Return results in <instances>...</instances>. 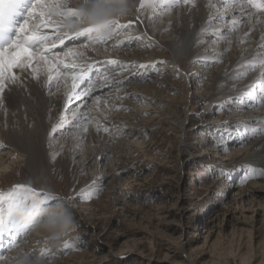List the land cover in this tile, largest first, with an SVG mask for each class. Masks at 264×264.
Instances as JSON below:
<instances>
[{
    "label": "rangeland",
    "instance_id": "374dc122",
    "mask_svg": "<svg viewBox=\"0 0 264 264\" xmlns=\"http://www.w3.org/2000/svg\"><path fill=\"white\" fill-rule=\"evenodd\" d=\"M122 18L129 27L123 29L118 38L106 44L93 45L103 50L96 52L95 56H104L105 59L116 57L126 63L121 57L124 55L131 65L134 63L133 66L155 64V67L143 76L133 77L134 82H125L122 90L112 91L119 95L108 93L118 97L126 94L122 95L123 99H117L122 101L116 106L119 108L111 111L103 100L99 105L95 104L102 107L104 113L95 109L94 117L91 112L95 118L91 122L95 127H92L96 129L99 121L102 127L110 129V133L99 131L102 137L100 144L91 146L93 161L97 160L96 167L78 169L82 166V155L88 152L83 144L77 149L72 164L52 167L45 161L33 173L19 154L10 160L0 161V197H6L15 185L24 184L41 194L47 192L52 197L64 198L59 207L49 209L42 217L40 210H36L34 219L38 221L37 227L26 237L35 235L32 246L39 249L36 250V264H264V177H259L260 170L264 169V146L252 150L251 144L260 140V134L252 132L247 138L248 131H242L244 136L239 131L241 122H252L250 115L246 116V110L257 112L264 106L259 104L255 107L257 111H251L246 108L247 103L238 102L250 92L259 97L257 81L260 78L256 75L260 67L249 69L246 75L235 73L234 77L242 78H238L240 83L245 78L254 80L245 95L238 99L233 98L235 96L230 99L219 97L228 93L230 82L238 79H227L224 68L229 67L228 58L224 55L219 58L217 50L213 56L220 60V64L214 60L211 66H205L208 57L205 58L203 46L208 45L212 49V43L199 45L204 50H201L202 61L185 60L182 68L181 64L178 66L172 61V54L164 48L168 37L160 39L161 45L149 37L134 39L128 32L141 36L143 32L136 31L131 14ZM82 41L83 38L79 43L71 44L74 51L84 45L91 46ZM121 41L124 43L118 48L112 46L109 52L106 50ZM114 51L126 53L118 56ZM144 51L152 55L133 58ZM207 53L212 54L213 51ZM259 57L264 56L250 53V59L254 61ZM160 61L165 63H157ZM235 69L240 72L241 68ZM139 71L144 72L143 69ZM215 76L223 77L227 83L216 87L213 85ZM155 83L159 91L152 89L148 94L141 88ZM237 89L231 88V93ZM146 96L157 102L147 105L142 102ZM219 98H226L222 107H217ZM155 105L159 112L155 111ZM169 111L172 113L166 114ZM171 115L175 119H171ZM200 118L208 124L231 123V127L198 130ZM180 123L188 124L185 132L179 133L175 129ZM114 130H120L122 134L111 136L116 134ZM128 134L133 135L126 137ZM203 135L204 141L213 145L206 151L201 144L203 138H199ZM243 137L247 140L240 143ZM104 140L108 142V160L103 159L99 149ZM240 150L247 152L242 156L236 155L235 151ZM258 151L261 155L256 157L254 153ZM252 169H255L256 178L249 175ZM2 174H8L4 181ZM98 175L106 176V179L101 183L100 179H95ZM93 182L103 187L99 195L89 192ZM81 196L84 198L80 199ZM66 206L71 211L64 212ZM53 213L56 216L50 218ZM65 216L68 217L66 221ZM56 235L59 238H54ZM26 239L21 238L18 247ZM69 241H72L70 246L64 248L63 245ZM41 251L45 252L44 257L39 256Z\"/></svg>",
    "mask_w": 264,
    "mask_h": 264
},
{
    "label": "snow or ice",
    "instance_id": "6c2138e0",
    "mask_svg": "<svg viewBox=\"0 0 264 264\" xmlns=\"http://www.w3.org/2000/svg\"><path fill=\"white\" fill-rule=\"evenodd\" d=\"M197 2L198 0H0V109L4 108L6 94L10 98L15 89L26 90V81H38L43 76L46 84L55 88V94L59 95L63 91L64 100L63 109L57 114V121L48 133V147L51 148L58 139L57 134L87 133L88 124L95 118L85 106L89 103L99 105L102 99L105 103L123 99L108 93L114 89L122 90L121 86L125 82L130 83L133 77L143 76L155 64L133 66L117 59L90 63L85 59L84 53L74 51L71 44L66 45V40L75 42L83 38L87 44H106L109 40L118 38L122 35V30L129 27L128 24L121 23V18L134 11L140 13L141 10L151 9L153 16L160 19L175 8L188 7L191 12L197 7ZM205 6L214 11L210 12L205 26L200 28L197 45L205 42L202 37L208 33L216 43L227 42L231 46L235 39L231 34L243 24L249 25V32L244 34L245 38L251 39L250 32L254 30L255 23L264 21V0H207ZM137 19H140L139 15ZM52 25L56 28L54 34L45 31ZM209 27L214 31L209 33ZM260 41L259 47L264 49V35H261ZM123 43L121 41L119 45H114V49ZM58 45L63 47L54 51ZM218 55L223 56V53ZM257 55L260 56V53ZM65 57L80 59H73L68 63L65 62ZM219 62L220 60L215 61ZM101 63L103 67L99 66ZM204 63L205 66H211L208 61ZM257 64L262 69L259 100L260 106H264V58L249 62L250 70H255ZM104 89L108 91L102 92ZM247 99L255 101L257 95L250 92ZM238 102L246 101L241 98ZM69 104L76 105L70 112ZM82 108L85 110L81 111ZM101 130L110 133L108 127H102L97 121L95 131ZM256 131L252 129L253 133ZM77 138L82 143L86 137L80 135ZM109 158L107 155L103 157L104 160ZM249 175L256 178L255 169ZM259 177H264V169L260 170ZM99 179L103 181L105 178L101 176ZM101 191L103 187L95 182L89 187L92 194L99 195ZM63 201V197H52L47 192L41 194L24 184L15 185L14 190L6 197H0V261L7 260L11 264H24L26 261L27 264H36V253L26 254L24 261H18L16 257L7 256L6 253L18 247L21 238L26 239L37 227L38 221L34 219L37 209L42 217L43 213L59 207ZM69 211L70 207L66 206L64 212ZM55 216L53 213L50 218ZM67 219L65 216L64 220ZM54 238H59V235ZM71 243L69 241L63 247L68 248ZM45 255L43 251L39 253L40 257Z\"/></svg>",
    "mask_w": 264,
    "mask_h": 264
},
{
    "label": "bare ground",
    "instance_id": "6f19581e",
    "mask_svg": "<svg viewBox=\"0 0 264 264\" xmlns=\"http://www.w3.org/2000/svg\"><path fill=\"white\" fill-rule=\"evenodd\" d=\"M213 2H215V0H213ZM206 3H207V0H198L197 7L195 9H192L191 12H189L188 7L175 8L170 13H165V15L160 19H157L155 16H153L151 9H148L146 11L141 10L140 13H136L134 11L133 13H131V16L133 17V18H131V19H133L132 23L135 24L134 26H135V28H137L136 29L137 32L138 31L143 32V36L139 35L138 33H136V34L130 33V32H128V33L131 34L134 39L136 37L137 38L149 37L150 40H153V41H155V43L157 42L160 45H161L160 39H162V38L164 39V38L168 37L167 38L168 40L166 39L167 43L163 44L164 48L168 49L170 54H172V61H174L175 64L178 66H179V64H181L182 68H183V64H184L185 60L190 59V61H197V63L202 61L203 60L202 57H204V56H202L203 53L201 50H203V49L204 50L206 49V52L203 50L205 58H206V56L208 57V58H206V61H208L210 63L214 62V60H217V58L214 57L213 54L217 50V52L223 53V55L226 56L225 58H228L227 64L229 67L224 68V69H226L225 72L221 69L224 73H226V75H228L227 79L241 78L240 76L236 78V77H234V75H235V73L237 75H241L243 73H248V71L250 69L249 68V62H255L254 60H252V58L250 59V53L251 52H253V56L257 55L258 53H260V56L261 55L264 56L263 55L264 50L259 47L261 44L260 37H261V35H264V21L255 23L254 30H251V32H250L251 39H246L245 35H244L246 32H249V25L248 24L241 25L237 31H235L231 34L235 37V39H233L231 42V46H229V44L227 42L216 43L214 38L210 34L205 33V35L202 37V39H204V41L206 43H212L213 45L212 44L211 45L213 46V48L209 49L208 45H205V46H203V49H202L201 47H199L200 44L197 45V43H196V40L198 38V33L200 31V28L202 26H205V22L207 21V18L209 16L210 12L214 11V10L208 9L205 6ZM137 7H139L138 3H137ZM129 15L130 14H128L126 16H129ZM137 15L140 16V19H137ZM150 18H151V22H150ZM225 18L227 19L228 17L226 16ZM123 20L124 19L121 18V23L125 24L124 21H126V20H124V21ZM90 23L94 24L95 21H90ZM220 27H222V26H220ZM45 31L49 32L50 34H54L56 31V28L54 25H52V26H49L47 29H45ZM212 31H214V29L209 27L208 32L211 33ZM81 39L82 38H80L79 40H76L75 42L66 40V44H68V43L69 44H77L81 41ZM151 43H152V41H151ZM115 44L116 43H114L113 45H110L109 47L106 48V50L109 52V50H111L112 46H114ZM116 45H118V44H116ZM84 46H87V45H84ZM84 46H82L80 48V50H78V51L84 53L85 59L88 60L91 58L90 61L88 60L90 63L104 62V61H107L110 59H117L116 57H107L105 59L104 56L103 57L95 56L96 52H102L103 51L101 49V47L98 45H97L98 47L97 46L94 47L93 45H91V46L88 45L89 47H84ZM58 48H61V47L58 45L57 49H54V51L60 50ZM116 48H118V47H116ZM228 49L230 50L231 53L228 52ZM106 50H105V52H106ZM210 50L213 51L212 54L207 53ZM121 51H122V49H121ZM136 52H137V50H136ZM123 53L125 54L126 52H124V51L118 52L117 51L114 54L119 56L121 54L123 55ZM228 53H229V55H228ZM149 54H150V52L145 53V51L144 52H138L135 56H133V58L134 57H142L143 58ZM150 55H152V54H150ZM121 57L124 58L123 62H126L127 64L131 63L129 60L125 59L124 55ZM218 57L221 58L222 56L218 55ZM126 58H127V55H126ZM261 58H264V57H259L258 59H261ZM64 59H65V62H68V63L72 62V59H70V60L66 59V58H64ZM149 61H151V60H149ZM140 62H142V61H140ZM99 66L103 67L104 65L101 63ZM163 68H166V67H163ZM222 68H223V66H222ZM235 68H238V69L241 68L240 72L235 71L236 70ZM261 71H262V69L260 68V71L256 75L259 78H260ZM218 73H220V71ZM252 77L254 78L255 74H253ZM200 78H202V77H200ZM259 78H258V80H259ZM260 82H261L260 80L257 81L258 86L260 85ZM226 83H227V81L223 77L221 78L219 76L218 77L215 76V78L213 79V85H215L216 87L224 85ZM239 83H240L239 79L236 80V82H230V84L228 86L230 89L227 91L228 93L221 94V95H219V97L220 96L221 97L226 96L228 99H230V97L235 96L233 98L238 99V98H240L239 97L240 95H243V94L245 95V92L248 89V86L253 85L254 80H248L245 78L244 80H241L240 86H237ZM128 85H127V87H129ZM138 85H140V84L138 83ZM167 87H169V86H167ZM234 87H236V89L237 88H240V89L239 90L237 89L238 92L236 90V91H232V93H231V88H234ZM141 88H143L144 91H146L148 94H149V91H152V89L157 90L156 89V83H155V85L154 84L153 85L152 84L151 85L146 84V85H143ZM104 91L107 92L108 90L107 89L102 90V92H104ZM157 91H159V90H157ZM134 92L136 93V91H134ZM112 93L113 92H111V94ZM113 94L117 95L118 93H116V91H114ZM122 95L125 96L126 94L125 95L121 94V97H122ZM148 96L144 97V99H146V100H142V102L145 101V103L147 105L153 104V103L155 104V102H157L156 100H153ZM243 99L246 101L245 103L248 104V107H246L248 110L251 109V111L252 110L257 111V109H255V107H257L260 104L259 97H257L256 101L248 100L247 97H243ZM118 101L119 100H117V99L116 100H109L106 103L103 101V104L105 106L110 107V108H108V107L107 108L109 110L113 111V109L119 108L116 106H117V104H121V102H122L121 100H120L121 102H118ZM139 101H141V100H139ZM223 101L225 102L226 98L225 99L219 98V100H216V104H218L217 107L221 106V105L223 106ZM208 102L210 103V101H208ZM76 103H79V102H76ZM112 105H115V107H111ZM63 106H64L63 91H61V93L59 95L55 94V88L54 87L50 88L46 84L43 76H41V79L38 81L29 79L28 81H26V90L15 89L12 91L10 98L6 94L4 108L0 109V161L10 160L11 158H14L15 156H17L19 154V155H21V157L25 158L24 162H26L27 168L29 169V171L31 173H33L35 171H38L39 167L43 166L45 161L49 162L50 166H52V167H54L55 165H59V164H66V165L72 164L71 162L73 159H75L74 156H75L77 149L81 146V144H83L84 146H86V148H84V149H86V151H88V152L86 154L82 155V157L80 159V161L82 162V164H81L82 166H80L78 169L80 170L81 167L82 168L96 167L97 160L93 161V156L91 153L92 152L91 146L100 144L99 140L102 137H101V134H99V132H95V129L93 128V127H95V123L92 124L93 122L91 123V126H90V123L88 124V132L85 134H81L78 132H67L65 135H58L57 134L58 139H56L55 143L53 144V146H52L53 148L50 150L47 149L48 148V133L50 132L51 127L56 123L57 114L63 109ZM75 106H76L75 104H69V112ZM155 106L156 107H154V108L156 111V109L158 110V107H157V105H155ZM160 106H161V104H160ZM85 107L90 109V115L91 116L94 113V115H93L94 117H96L95 112H94L95 109H96L95 110L96 112L104 113V110L102 109V107H99L93 103L92 104L89 103ZM84 110H85L84 108L81 109V111H84ZM91 112H92V114H91ZM157 112H159V110ZM121 113H122V111H121ZM171 113L172 112H170V111L166 112V114H168V115H170ZM68 114L69 113H65V115H68ZM97 114H99V113H97ZM117 114H119V113H117ZM247 115L248 116L250 115V117L252 118L251 119L252 122H249V123L241 122L240 124L238 123L240 126L242 125V128L239 127L240 128L239 131L241 132V135H243V136H244V132H242V131H248L247 132L248 133L247 138H248L253 134L252 129H256L257 131L255 133L257 135L260 134L261 138H259L260 140H255V142H253L251 144V146H252V150L259 149V148L264 146V134H263L264 133V108L258 110L257 112H253V111L248 112L246 110V116ZM171 116H172L171 119H173L174 118L173 115H171ZM199 122H201V125L198 127V130H208L210 128L217 129L218 126H224L226 128L231 127L230 126L231 123H229V125H227L228 124L227 122L219 123V124H208V122H205L203 120V118H200ZM233 123H235V122H233ZM187 125L188 124H184V123L181 124L180 123V124L176 125L175 129L179 133H182V132H185V130L187 129ZM235 126H237V125H235ZM125 128H126V126H125ZM120 130H118V131L116 130L117 132H115V130H114V133H116V134L115 135L112 134L111 136H115V137L118 136L119 137L122 134V132ZM123 132H124V130H123ZM133 134H130V135L128 134L129 136H126V137H130ZM80 135H84L86 137L82 143L77 138ZM261 135H263V136H261ZM105 137H107V136H105ZM115 137H113V138H115ZM233 137H234V135H233ZM199 138H203L201 144L202 145L204 144L202 148L205 151L208 150L209 147L213 146V145H211L210 141H207L208 143L206 141H204V138H205L204 135L199 137ZM244 138L245 137H243V139H240V143L247 140V138L246 139H244ZM125 139H127V138H125ZM111 140H114V139H111ZM237 141L238 140H235L234 142H237ZM123 142H124V140H123ZM102 143L103 144H101L99 149L102 152L103 157H104L105 155H107V151H108L107 149L109 147L107 148L108 142H105V140L102 141ZM128 145H129V143H128ZM244 152H247V151H245V150L235 151V154L242 156L245 154ZM260 153H261V151H258V152H255L254 155L256 157H259L261 155ZM54 160H56V161H54ZM252 160L254 161V159H252ZM252 160H250V161H252ZM250 164H251V162H250ZM105 166H107V164ZM100 174H101V172H100ZM7 175L8 174H2L1 179L3 181L6 180ZM101 176L102 175H98L95 179H97V178L99 179ZM102 177L105 178L106 176H102ZM100 182L102 183L103 181H100ZM34 238H35V235L32 237L30 236L28 239H26V241H24V244L22 243V245H20L15 250L12 249L11 251L7 252L6 255L10 256V257H16V259L18 261H24V257L26 254L36 253V250H39L38 247L32 246L33 243H35ZM40 242L42 243V241H40ZM262 261H264V256H262ZM24 263H26V261H24ZM0 264H11V262L5 260V261H0Z\"/></svg>",
    "mask_w": 264,
    "mask_h": 264
}]
</instances>
